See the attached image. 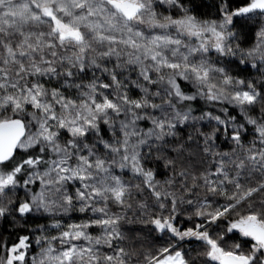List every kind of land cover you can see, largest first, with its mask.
I'll return each mask as SVG.
<instances>
[{
    "label": "snow or ice",
    "instance_id": "1",
    "mask_svg": "<svg viewBox=\"0 0 264 264\" xmlns=\"http://www.w3.org/2000/svg\"><path fill=\"white\" fill-rule=\"evenodd\" d=\"M0 264H264V0H0Z\"/></svg>",
    "mask_w": 264,
    "mask_h": 264
},
{
    "label": "trees",
    "instance_id": "2",
    "mask_svg": "<svg viewBox=\"0 0 264 264\" xmlns=\"http://www.w3.org/2000/svg\"><path fill=\"white\" fill-rule=\"evenodd\" d=\"M255 75H256V73L253 71V73H252V77H255ZM252 77H250V78H252ZM141 235H146V234H141ZM137 248H140L141 246L140 245H135ZM143 247L146 249L147 248V244H145V245H143Z\"/></svg>",
    "mask_w": 264,
    "mask_h": 264
}]
</instances>
